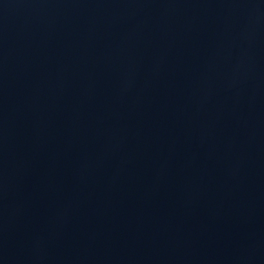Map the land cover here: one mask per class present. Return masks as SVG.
<instances>
[{"label":"water","instance_id":"95a60500","mask_svg":"<svg viewBox=\"0 0 264 264\" xmlns=\"http://www.w3.org/2000/svg\"><path fill=\"white\" fill-rule=\"evenodd\" d=\"M0 264H264V0H0Z\"/></svg>","mask_w":264,"mask_h":264}]
</instances>
